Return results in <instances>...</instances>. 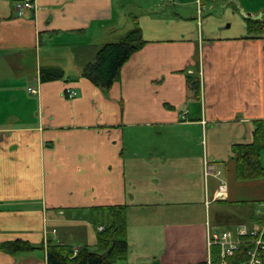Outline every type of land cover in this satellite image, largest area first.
Listing matches in <instances>:
<instances>
[{
    "label": "crops",
    "instance_id": "obj_1",
    "mask_svg": "<svg viewBox=\"0 0 264 264\" xmlns=\"http://www.w3.org/2000/svg\"><path fill=\"white\" fill-rule=\"evenodd\" d=\"M16 1L0 0V245L92 251L107 223L93 209L125 206V264H206L212 234L259 227L264 179L239 181L232 147L264 120V38L249 39L244 20L264 15L261 3L175 0L176 11L129 21L115 0H33L21 17ZM135 26L146 44L119 81L103 90L81 76L77 49ZM41 67L64 77L42 83ZM205 163L221 176L207 178ZM219 181L227 197L214 201ZM0 264H46L45 249L0 250Z\"/></svg>",
    "mask_w": 264,
    "mask_h": 264
},
{
    "label": "trees",
    "instance_id": "obj_2",
    "mask_svg": "<svg viewBox=\"0 0 264 264\" xmlns=\"http://www.w3.org/2000/svg\"><path fill=\"white\" fill-rule=\"evenodd\" d=\"M245 26L249 39L264 38V17L254 18L245 16ZM146 41L142 37L138 26L129 30L116 42L101 46L77 49L75 63L82 68L81 76L93 85L109 90L120 80L121 68L130 56L139 51ZM64 72L60 68L41 67L39 69L40 82L61 80ZM187 88L199 98V78L187 76ZM232 152L236 164V177L241 182L264 179V166L261 155L264 153V120H258L254 125L253 141L250 144L233 145ZM101 215L102 225L96 229V251H90L87 246L77 248L73 255L74 246L56 244L47 241L39 248L33 247L23 240L4 242L0 250L8 254L29 253L36 249H45L46 264H117L126 261L128 245L126 238V208L125 206H105L93 209ZM101 227L102 230H98ZM219 249H212V259L216 262ZM244 259V249L236 252L229 259L228 264H239ZM125 264V263H123ZM158 264V263H152Z\"/></svg>",
    "mask_w": 264,
    "mask_h": 264
},
{
    "label": "built area",
    "instance_id": "obj_3",
    "mask_svg": "<svg viewBox=\"0 0 264 264\" xmlns=\"http://www.w3.org/2000/svg\"><path fill=\"white\" fill-rule=\"evenodd\" d=\"M164 4H173L175 0H159ZM16 16L21 17L26 12L35 9L33 0H18L15 2ZM29 93L37 94V89L34 87L28 88ZM65 95L67 98H74L77 93L75 90L66 89ZM205 176L218 178L221 176V171L213 165L205 163ZM227 197V184L224 181H219L217 189L213 194V200H224ZM257 213L262 215V222L257 229H248L247 227H239L235 231H223L221 233L212 234L208 238L209 248L217 247L219 249L218 259L213 262L212 258H208L206 264H228L236 252L244 249V259L239 264H264V201L259 202ZM98 230H102L101 227ZM47 242V241H45ZM77 248H74L73 255H76Z\"/></svg>",
    "mask_w": 264,
    "mask_h": 264
},
{
    "label": "rangeland",
    "instance_id": "obj_4",
    "mask_svg": "<svg viewBox=\"0 0 264 264\" xmlns=\"http://www.w3.org/2000/svg\"><path fill=\"white\" fill-rule=\"evenodd\" d=\"M115 1L118 10H123L127 12L128 17L127 16L126 17L127 19H129V21H132V17L139 16L142 13V10H144V8L145 9L147 8L151 11L157 10L156 11L157 13L164 12L165 10L176 11L175 7L169 4L166 5L164 3H161L159 0H115ZM226 1L229 2L230 0H214V2L211 3V5H214L216 8H218V6L221 7L226 5L228 3V2L226 3ZM235 1L245 3L248 8H254V9L258 6V4L261 3L262 5L261 7H259L260 8L259 12L261 13L262 9H264V0H235ZM187 10L191 11L194 14L196 11V3L194 2V4L189 6ZM211 10L212 8L207 5V12L208 11L215 12L217 9H214L213 11ZM154 14L156 13L154 12ZM261 17H264V15H262ZM92 251H96V250L92 249ZM123 263L125 262L123 261L117 262V264H123Z\"/></svg>",
    "mask_w": 264,
    "mask_h": 264
}]
</instances>
